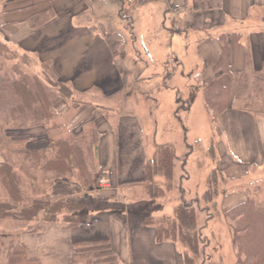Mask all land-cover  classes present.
<instances>
[{
	"label": "crops",
	"instance_id": "obj_1",
	"mask_svg": "<svg viewBox=\"0 0 264 264\" xmlns=\"http://www.w3.org/2000/svg\"><path fill=\"white\" fill-rule=\"evenodd\" d=\"M0 39L35 58L40 66L47 65L74 91L69 99L54 98L58 117L52 134L41 126L30 128L27 148L39 150L48 146L51 137L95 131L99 134L95 151L98 172L112 183L111 188L98 185L84 192L85 199L92 197L96 205L88 204L90 209L104 210L90 212L96 217L93 223L22 232L20 241L31 260L40 264H72L74 244L106 241L124 263L184 264L180 242H158L153 225H132V213L127 208L111 210L112 203L122 201L127 205L131 191L144 186L146 161L154 156L158 145L148 150L142 124L131 115L119 114L116 121L103 113L99 116L97 108L78 101L76 93L85 96L95 91L105 99L122 93L128 100L125 92L133 83L140 86L139 91L146 86L147 96L150 92L155 99V103L150 102L151 107H156L158 99L159 105L168 99L178 76L190 74L197 84L194 94L196 90L202 92L210 113L208 98L212 91H228L227 103L222 104L225 108L216 115L217 134L226 138L228 146L220 141L214 151L222 179H238L251 170L252 163L264 164V116L256 117L232 104L248 55L254 72L264 73V0H0ZM185 98L193 100L195 95L192 92ZM41 128L45 133L37 134ZM253 132L256 138L250 136ZM229 151L240 154L246 164L232 160ZM173 175L175 184V165ZM157 179L163 181L162 177ZM64 181L67 185H80L74 180ZM177 192L175 188L157 198L175 195L177 202L172 210L150 215L155 219L172 215L182 200L201 202L185 197L183 192H178V197ZM249 195L232 191L217 201L227 210ZM205 208L198 207V211L206 212L205 223L198 222L207 243L200 262H215L214 255L203 256L215 249L216 241L220 245L225 242L220 237L222 230L215 227L217 212ZM218 261L224 262V257Z\"/></svg>",
	"mask_w": 264,
	"mask_h": 264
},
{
	"label": "trees",
	"instance_id": "obj_2",
	"mask_svg": "<svg viewBox=\"0 0 264 264\" xmlns=\"http://www.w3.org/2000/svg\"><path fill=\"white\" fill-rule=\"evenodd\" d=\"M11 51L17 55L20 53L0 39V60H7ZM20 54L28 69V63L32 60L30 67L35 73H31V69H27L25 73L10 72L6 70L5 63L0 62V145L14 141L8 137L9 127L29 129L41 126L52 134L53 123L58 117L54 98L60 96L69 99L74 93L70 84L54 76L47 65L40 66L35 58ZM37 66H40V69ZM221 89L212 91L208 98V109L215 115L225 108L222 104L227 103V96L224 98ZM259 103L264 107V73L254 72L248 55L240 72L232 104L256 117H263L264 109L256 106ZM15 140V143H23L21 148L13 152L18 154L24 163H41L42 170L54 179H74L82 188L88 190L98 187L102 174L98 172L96 164L95 151L99 141L97 132L63 138L51 137L48 146L39 150L28 149L25 146V138ZM174 165L175 151L170 145L158 146L154 156L146 161L144 188L153 199L162 198L174 189ZM158 177H162L163 181L158 180ZM221 179L216 168L209 177L201 202L196 199L182 200L172 215L155 219L148 214L142 225H153L156 228L158 242H180L184 247V264H197L196 259L207 244L199 231L197 218L198 207L204 204L205 209L213 208L218 215L221 211L225 218L232 222V246L237 254L235 262L264 264V202L249 195L245 201L224 210L217 201L221 195ZM0 183L10 198V202H0V219L32 222L45 212L43 224L35 228L36 232H45L53 226L70 228L90 224L96 220L95 216L87 218V215L91 216L90 212L104 211L90 209L84 196L81 201L36 198L20 209L19 204L24 200L22 180L9 159L0 162ZM74 246L72 264H129L122 262L114 248L106 241H82ZM9 252V264H40L27 257L21 241L16 245L12 243ZM220 258L223 256H219Z\"/></svg>",
	"mask_w": 264,
	"mask_h": 264
},
{
	"label": "rangeland",
	"instance_id": "obj_3",
	"mask_svg": "<svg viewBox=\"0 0 264 264\" xmlns=\"http://www.w3.org/2000/svg\"><path fill=\"white\" fill-rule=\"evenodd\" d=\"M7 57V60H0V62L2 61L5 63L6 70L10 72H26L28 67H25V64H23L24 60L22 61V55L20 53L17 55L15 52L11 51V55ZM30 61L32 62V60ZM30 61L28 63V71H30L32 67ZM30 72L35 73L32 69ZM189 75L190 74H184L178 76V78L174 80L176 85L173 87L174 90L169 93L168 99L163 97L164 100L162 101V105H159L161 102L158 99L156 107H151L150 102L152 101V103H155V99L151 97L148 91L147 96L144 90L146 86H141L143 90L139 91L140 86L133 83H130V90L125 92V96L126 98L128 96V100H124L122 93L111 99H105L99 92L95 91L89 92L85 96L76 93L75 97L78 101L91 104L97 108L96 114H99V116H102L103 113V116L110 117L113 121L117 120L119 114H124L125 116L131 115L134 117L138 124H142L145 131L144 140L149 151H151L150 146L155 148L157 145L172 146L175 150L174 189L176 188L178 192H183L184 196L187 198L202 199V191L207 188L209 177L217 168L216 163L218 154H213V151H215V147L220 141H222L227 148L228 146L226 138H220L217 134V116L207 111L201 91L199 92L196 90L194 94L193 90L197 88V84L194 82V79L191 80ZM141 77L145 78V76ZM221 90L224 98H226L228 91L225 89ZM192 92L195 98L193 100H187L185 97ZM144 96L147 98L146 100ZM177 97L180 99L177 100ZM160 106L161 108H159ZM256 106L261 110L264 109L260 103L256 104ZM65 117L66 120L69 119V115ZM62 122L66 124L64 120H62ZM89 127L88 129L91 128ZM29 129L9 127L8 137L14 141L11 143L9 142V144L0 145V162L9 159L13 162L14 167L21 176L24 200L19 204V208L21 209L28 206L31 201L36 198L50 199L52 201L58 199L81 201L84 192H89L90 189L82 188L80 185L73 186L63 183L65 182L64 180L70 183L73 182L74 179L51 178L48 173L42 170L41 163L38 164L37 161H34L32 164L27 162L24 163L22 158L13 152L23 146V143H15V139L23 137L27 139L30 136L28 132ZM40 132L41 134L45 133L43 132V128L38 129L37 134ZM41 136L43 137V135ZM250 136L256 138L255 132L251 133ZM229 153L232 160L236 162L242 163L246 161L240 154H235L232 151H229ZM245 164L246 163H244V165ZM252 164H250L252 165L251 170L246 172L244 176L238 177V179H221L224 176L219 174L221 179V198L224 194H228L232 191H243L247 192V194L250 193L256 200L264 202V164L257 165L256 162ZM178 192V197H180ZM176 198L177 197L174 195L167 196V199H153L142 185L138 186L135 191H131V197H129L127 205L122 201L112 203L111 210L124 211V209L126 210L127 208V210L132 213L131 224L142 225L146 215L158 213L159 210L164 209L172 210L173 204L177 202ZM0 202H10V198L1 183ZM88 204L96 206L93 203L92 197L88 200ZM201 206L204 207V204H201ZM210 209L213 210L212 208ZM219 212L220 214H217L214 223L216 228L222 230V235H220V237L225 243L224 245H220V242L217 243L216 241L215 249H211L206 256H203V258H206L214 255L215 262H200L202 256H199L197 257L198 259H196L197 264H239L235 262L237 254L232 246V222L227 217L225 218V215H223L221 211ZM44 215L45 212H42L40 216L32 222L0 219V264H9L7 255L11 252H9L11 244L13 243L16 245L19 243L22 232H36L35 228L43 224ZM90 217L92 216L87 215L88 219H90ZM205 220L206 212L199 210V224L203 225ZM219 246H221V251L218 250ZM221 255L224 257V262L218 261Z\"/></svg>",
	"mask_w": 264,
	"mask_h": 264
},
{
	"label": "built area",
	"instance_id": "obj_4",
	"mask_svg": "<svg viewBox=\"0 0 264 264\" xmlns=\"http://www.w3.org/2000/svg\"><path fill=\"white\" fill-rule=\"evenodd\" d=\"M99 185L101 188H111L112 187V183H111L110 179H108V178L100 179Z\"/></svg>",
	"mask_w": 264,
	"mask_h": 264
}]
</instances>
